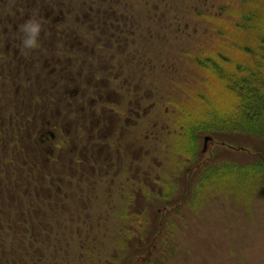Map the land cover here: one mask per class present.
Listing matches in <instances>:
<instances>
[{
  "label": "flooded vegetation",
  "instance_id": "1",
  "mask_svg": "<svg viewBox=\"0 0 264 264\" xmlns=\"http://www.w3.org/2000/svg\"><path fill=\"white\" fill-rule=\"evenodd\" d=\"M182 2L0 0V179L21 165L31 185V203L5 206L31 210V233L0 234L12 246L0 264H165L175 209L199 216L194 206L213 202L206 193L196 204L190 185L222 159L204 157L201 135L197 154L176 146L182 113L161 82L170 50L190 37ZM29 20L41 27L31 49Z\"/></svg>",
  "mask_w": 264,
  "mask_h": 264
},
{
  "label": "rangeland",
  "instance_id": "2",
  "mask_svg": "<svg viewBox=\"0 0 264 264\" xmlns=\"http://www.w3.org/2000/svg\"><path fill=\"white\" fill-rule=\"evenodd\" d=\"M228 2L230 0H183L182 2L188 15L184 23L190 24V37L181 39V42L175 46L177 49L170 50L176 58L173 62L174 67L171 66L172 61L167 59L161 68L164 75L161 79L164 84L163 89L165 88L167 93L174 94V102L178 106L181 102L185 103L187 99V109L192 110L191 106H195L193 104L196 103L194 95L197 88L204 93L215 89L211 73H204L201 76L198 71L194 70L193 63L194 57H202L203 54L204 57L208 54L210 56L216 45V39H218L217 34L214 37L211 32L202 28L205 27L206 21L200 18L218 13L216 10H219L220 6L225 7ZM177 9V12L181 14L179 6ZM184 13L182 11V14ZM227 19L229 20V18L222 17V20L228 21ZM192 29H194L193 32ZM207 43L211 45L206 50ZM224 43L228 47L231 44L230 38H226ZM213 51L215 52V49ZM223 52H225L224 49ZM211 63L216 62L211 61ZM195 75L198 83L192 79ZM12 88L15 89L14 86ZM28 103L31 106V99ZM13 105L10 104L11 113L19 107V103L14 102ZM3 112L1 114L4 122L2 128L5 129L11 113ZM24 114L23 111H19L17 118L12 119V125L19 122V117ZM237 141L227 144L225 141L215 140L218 143L222 142L224 149L215 147L217 146L215 144L208 145V152L204 157L208 158L212 152L213 157L222 160H217L216 166H211L205 173L204 179L207 182L204 184L203 192L196 191L195 203L199 204L200 197L209 190L219 189L220 192L207 194L213 202L203 201V205L194 206L200 213L199 216L192 213L187 204L175 209L174 216L172 215L173 228L177 236L173 250L175 256L167 259L165 264H264V168L251 162L246 163L248 160L244 158L251 151L241 146L243 143ZM176 146H180L179 140ZM20 157L19 159L26 158L25 155H20ZM19 167L24 168L21 165ZM20 168L18 176L15 173L8 178L0 179V205L4 206V208L0 207V234L9 230L16 231V229L19 232L27 230L26 234L31 233L29 228L31 221L29 222L28 217L31 210L27 213L25 206L20 210L16 201L11 204L14 207L17 205L15 209L5 207L11 202L9 199L12 196H21L31 203V185H27L29 182L26 177L28 172L26 170L21 172ZM191 184L193 188L196 183L194 181ZM202 186L203 183L201 189ZM27 244L28 242L21 244V247L26 248ZM5 246V248L0 247V251L8 252L12 249L9 243Z\"/></svg>",
  "mask_w": 264,
  "mask_h": 264
},
{
  "label": "trees",
  "instance_id": "3",
  "mask_svg": "<svg viewBox=\"0 0 264 264\" xmlns=\"http://www.w3.org/2000/svg\"><path fill=\"white\" fill-rule=\"evenodd\" d=\"M216 12L200 18L206 21L202 28L218 36L215 52L213 49L210 56L203 54V58L192 54L194 70L201 76L210 72L215 89L204 93L197 88L192 110L187 109V99L181 102L179 147L190 148L189 153L197 154L198 135H210L227 144L240 140L237 142L251 151L244 158L246 163L264 168V0H230ZM226 38L231 41L228 47L224 43ZM210 45L207 43L206 50ZM216 163H203L194 172V190H204V175ZM211 192L220 191L208 193Z\"/></svg>",
  "mask_w": 264,
  "mask_h": 264
},
{
  "label": "clouds",
  "instance_id": "4",
  "mask_svg": "<svg viewBox=\"0 0 264 264\" xmlns=\"http://www.w3.org/2000/svg\"><path fill=\"white\" fill-rule=\"evenodd\" d=\"M21 30L25 33V39L23 40V46L25 48H35L36 37L38 36L41 27L40 24L34 20H29L21 26Z\"/></svg>",
  "mask_w": 264,
  "mask_h": 264
},
{
  "label": "water",
  "instance_id": "5",
  "mask_svg": "<svg viewBox=\"0 0 264 264\" xmlns=\"http://www.w3.org/2000/svg\"><path fill=\"white\" fill-rule=\"evenodd\" d=\"M211 141H212V137L210 135H204L203 136L201 153H205L207 151V147Z\"/></svg>",
  "mask_w": 264,
  "mask_h": 264
}]
</instances>
